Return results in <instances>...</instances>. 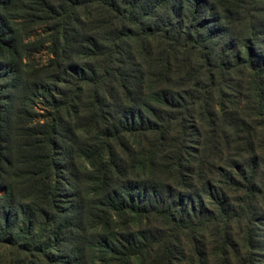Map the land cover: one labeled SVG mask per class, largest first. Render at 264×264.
<instances>
[{
  "label": "trees",
  "instance_id": "16d2710c",
  "mask_svg": "<svg viewBox=\"0 0 264 264\" xmlns=\"http://www.w3.org/2000/svg\"><path fill=\"white\" fill-rule=\"evenodd\" d=\"M0 264H264V0H0Z\"/></svg>",
  "mask_w": 264,
  "mask_h": 264
},
{
  "label": "rangeland",
  "instance_id": "374dc122",
  "mask_svg": "<svg viewBox=\"0 0 264 264\" xmlns=\"http://www.w3.org/2000/svg\"><path fill=\"white\" fill-rule=\"evenodd\" d=\"M38 58H41V56H37Z\"/></svg>",
  "mask_w": 264,
  "mask_h": 264
}]
</instances>
